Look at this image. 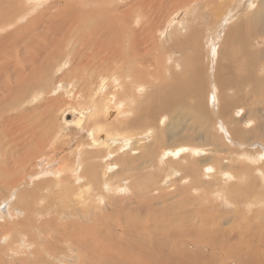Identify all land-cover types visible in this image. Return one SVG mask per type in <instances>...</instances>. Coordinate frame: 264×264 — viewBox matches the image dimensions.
Segmentation results:
<instances>
[{
  "label": "rangeland",
  "instance_id": "obj_1",
  "mask_svg": "<svg viewBox=\"0 0 264 264\" xmlns=\"http://www.w3.org/2000/svg\"><path fill=\"white\" fill-rule=\"evenodd\" d=\"M133 1L135 0H118V5L121 8H126L128 4ZM209 1L210 0H193V1L192 0H183V1L181 0L182 3L179 2L178 5L173 4V3L167 5L168 6L166 8L167 10L165 9V11L162 12L161 15L159 16V22L160 24L161 23L162 24L159 26V28L155 32L154 40L156 41L154 44L150 43L147 46V48H150L149 53L151 52L154 53V54L153 53L149 54L153 56L154 58L151 57L150 62H149V64L151 63L150 66L149 64L147 65V67L151 69V71L154 72L156 67H158L159 69V64L156 63L157 58L160 57V60L161 58L163 60L165 59L162 65L164 68L161 67L162 73L159 72L160 74L158 76L154 75L157 78L155 80V83H151V82L149 83L148 81L144 83L145 84L144 93L148 91L149 93L154 94V95H152V97L150 96L149 98H145L144 97L145 94H144L140 96V97L143 96V98L136 99L135 95L139 94V92L135 90L133 92V89L130 87L131 80H129L128 78L126 79L124 78L122 83L116 82V84H114V82L110 84V80H107L105 83H107L108 85H105L106 88H104L105 89L104 91L109 92V95H108V99L110 100L109 103H112L111 106H113V107H110L109 110L107 109V105L105 101L102 99V94L104 93V91L102 92V94L100 93L98 84L79 85L78 81L74 79H69L68 76L71 75V72L68 70V65H70V62H68L69 60L65 59L64 62L61 61V59L57 57L56 54H54L55 52L51 51V48H48L49 53L45 55L46 56L45 60H47V65L51 66V64H53L52 66H54V68L52 66L50 68L49 66H47L48 67L47 69V67L44 65L45 62H42L39 60L40 63L38 62L39 64L37 63V65L39 66L43 63L41 66H39L40 71L41 72L43 71V72L40 73L39 71L38 74L40 73L39 74L40 77L43 76V78L41 77V82H40L41 84L39 83L37 86L38 88H41V89L48 88L50 91L47 94V98L49 99L51 98L53 101L49 103H44V101H41L38 103L37 101H35L34 94L38 91H37V88L34 87L36 86L35 84H29L31 83L30 82L31 75H30L27 83L21 86V87H27L29 91L23 100L24 102L23 106L20 107V108H24V111L26 113V119L28 117L27 121L31 129L34 130L35 128H37L35 131L37 132L38 136L40 135L43 136V139L46 141L45 143L46 145L40 144L38 146L35 143H33L32 145H28L27 147L26 146L27 144L26 145L23 144L25 143V141L21 135L20 137L18 133L13 134V133H10L9 131L6 132L3 126L2 128H0V264H198V261H199V264H236L235 261L238 262V260H236L234 255L232 254L229 255L228 252L224 253L225 250L227 251L226 248H229V247L231 248L228 249V251H230L231 249L234 250L232 248L233 244H225L223 242H220L218 246L216 245L217 247L216 249L214 247L215 249L214 253L216 257L212 259L214 261H210L209 255L204 254V253L210 252L211 249L210 250L208 249L209 246L207 245V241H211V239H207L203 236L198 235L197 233H201L204 235L205 234L204 229L211 228V227L219 228V229H222L223 227H227L228 229H236L238 227V224L234 225L235 220L233 216H222V214H225L228 212L229 207L223 208V209L216 208L213 210H207L205 207L208 203H211V202L218 203L219 201H222L223 198L225 200L226 199L225 196H227V194L224 193L223 188H221L222 186L216 182L218 181V177H217L218 166L216 163H214V161H217L218 164H221L224 162L225 166L237 165L239 161L237 160L236 153L231 155V152L233 151L229 152V149L240 150L242 147H245L249 151V153L250 152L253 153V156L256 155L255 151L264 153V141H254L252 143H248V145L247 144L243 145L240 142L235 141V139L229 134L226 126L223 131L221 127L223 124L222 119L220 118L218 119L217 117H215L216 113H218L219 109L221 108V102H222L220 89L218 88L217 83L215 81V76H216V68H217L218 62L220 58L222 57V55L219 52V49L222 45L224 35L226 31L229 29V27L235 22V18L237 19L238 16L243 12H255L258 9L260 1L259 0H247V3H242L244 4L243 7H241V9L239 8L238 10L239 12L240 11L241 12L238 14V11H237V13L232 15L231 18L228 19V21L224 24L220 22V17H218L217 19L214 18V21L211 24L205 22L206 20H208L207 13L211 14L214 6H216L218 2L222 3V1L224 0H215L216 4H213L214 6L210 4ZM24 2L25 0H21L20 6L19 5L15 6L14 4H11V3L7 6V9H10V11L12 12L8 16V18L2 17V19H0V37L6 35L8 32L13 31V29L16 27L15 26L16 24L23 25L27 21L26 18H21L19 22L16 24H13L12 22V15L14 11L18 10V8H20L18 17L21 14H27V12L30 10V7L25 6ZM228 2L236 4V0H228ZM151 3H155V2L151 1ZM26 4L29 5L28 2ZM199 6L201 9L199 8ZM228 9H229L228 7L225 9H222V12L224 15L229 14ZM139 10L135 11L134 13L135 16H138L139 18L146 16L145 13L143 12L144 11L143 7H140ZM37 13L38 11L34 14H37ZM154 15L155 14L152 15V18H154ZM35 16H38V15H35ZM35 16L32 15L30 16V18L33 19V17ZM8 20L10 21L8 22ZM170 21L173 23L170 24ZM176 22L181 23V25L178 27L177 26L178 23ZM41 23L42 21L40 20L39 17H37L35 21H33L34 25H39ZM44 25L45 24H43L39 29L34 31L38 36L45 34ZM210 25H212L213 31H211ZM246 26L247 27L249 26V22ZM192 31L197 32L198 41L202 45L201 47L204 48V50L201 48L202 51H200V53L201 52L202 53H201L200 59L203 63H205L204 73L206 75V85H208L206 105H207L208 111L210 112L211 116L217 118L218 119L217 124L221 125L219 128H221L220 133L222 134V137L219 140V144L223 148H226L227 150H217L219 145L210 144L206 141L204 142L202 141L203 144H208V145H205L204 147H200L199 149L201 152L198 153L197 155L192 156L191 158L186 159L189 151H183L181 154H179V156L175 153L168 155L167 158H169V160L170 159L175 160V161L170 162L169 169L171 170V168H175V167H170V166H176L177 168H181L177 170L176 172H171L172 179L173 180L176 179V181H173V182L170 179L167 182L162 183V178L155 181L150 176L144 177L143 175H141V173L138 175H135L132 173V171H130V175L126 177L127 179L126 178L123 179L124 175H122V178L120 180L121 176L119 175L118 177V174H116L117 175L116 177L114 173L122 168H127L129 164L133 166V163H130L129 160L127 161L126 159L122 160L120 163L117 162V158L121 154L127 153L126 157H129V156L132 157L136 154V151L140 150L143 152L144 146L146 144H149L151 141L155 142L156 141L155 138H157L158 136H159L158 137L159 140L161 139V137L162 138L163 136L166 137L168 134L170 137L172 133L171 131H174L175 127L178 125L177 118L176 120L175 118L173 120L172 116L169 115L167 111H164L165 109L163 110L161 105H159L160 102H157L159 100H155V98L159 95L158 86H161V82L163 80H164L163 82L164 84L162 85H168L169 87L167 86V88L169 90L173 88L172 85H173L174 75L179 72L181 73L185 72V71L182 72L183 67L181 68L176 67L174 64H171L170 61H169L170 63H168V60H166L169 54L172 53L167 47L168 45L166 42L170 43V41L172 40L171 38H178V37L184 38L185 36H187V41H188ZM161 32H163V34H161ZM216 32H219V33L216 34ZM29 34H30V36L28 37L29 42L32 40V35H33V39L35 43L33 47L34 49L36 48V46L45 47L42 42L43 39L45 38L49 40L52 37V35H48V34H45L44 38L38 37L34 33L32 34L29 33ZM46 35L48 36L46 37ZM161 37L163 39H161ZM204 38L206 40H204ZM159 39L161 40L162 43L159 42L160 41ZM212 45L213 47L211 48ZM181 46H185L184 51L187 53L189 58H192L193 55L195 54L193 47H186V44L184 42H182ZM22 47L25 48V45H23ZM139 47L143 48L144 45L140 44ZM161 47H164L167 50L165 51L164 55H162L164 52L163 50L164 48L162 49ZM263 47H264V44H263ZM235 48H236V51L238 50V53H240L239 51L240 46H237ZM168 52L170 53L168 54ZM13 53L14 54L16 53V48L12 45V38L1 43L0 45V63H2L1 66L4 65L5 59H8L6 66L7 68H9V70L13 69V63L15 62L13 58V55H14ZM213 53L216 55L215 57ZM43 58H44V55H43ZM154 59L156 61V62L154 61L156 64L152 62V60ZM50 60L52 62L51 64H49ZM52 60H57L56 61L57 64L55 61H52ZM151 65L153 66V68L155 67L154 70L152 69ZM60 66L62 67V69L59 70ZM28 67L27 68L30 70V72H33L35 70V68L31 69V66H28ZM28 69H26L27 73L29 72ZM48 70H49V74H48ZM170 70H172L173 72L172 71L170 72ZM188 71L189 70H187V72ZM50 72L52 74H50ZM46 74L50 75L51 77ZM161 74L162 76H164V78L160 76ZM165 74H166V77H165ZM52 75L53 77H56V78H53ZM60 75L62 76L60 77ZM92 75L94 76L96 75V73H93ZM92 75L90 74L91 77H93ZM5 76H6V73H4L0 77V91L2 93L6 91L7 85H8L6 84V82H4L3 77ZM44 76H47V77H44ZM48 77L51 78V81L50 79H48ZM47 79L49 80V83L47 82L48 81ZM159 79H161L162 81H160ZM167 80L168 81L171 80V81L168 82ZM43 82L44 84H42ZM13 83L14 84H12V86H15L16 82L13 81ZM31 87H32V90H30ZM181 89H182V85L180 87V91ZM248 89L250 88L247 87V88H244L243 90L245 91ZM124 91H126L127 93H125ZM14 92L16 91L13 90V93ZM114 92L117 93L118 95H121L122 97L117 96L118 97L117 98L116 96H114ZM128 92H131V93L128 94ZM165 93L163 92V94ZM122 94H124V96ZM225 95L226 97H232L233 93L225 91ZM13 96L14 95H12L10 98L12 101V104H13ZM263 97H264V94H263ZM190 98H189V101L193 103L194 102L193 97L190 96ZM129 99L131 100V102H129L130 101ZM155 101H156V104H155ZM209 101L212 103H209ZM6 103H9V101L6 99V97H4L0 102V106L5 105ZM142 106L146 107L145 109L147 110L149 108V111L153 115V117L142 119L139 122L140 129L139 127L133 130L130 128H128V130L126 129L127 131L126 130L125 131H126L127 140H124V141L127 142V145L125 149L122 152L120 150L112 151L115 156L107 157L106 159L107 165H104L105 167H102L104 156L102 157L93 156L92 152L94 151V149L85 145L88 142L90 143L91 141L90 137L87 138L86 136L79 135V133L84 132V130H87L86 127L90 128V126H92V129H97L98 127H100L99 134H100V138L102 139V142H104V145L103 147H100L98 149L99 150L104 149L105 153H107L108 151H110L111 147H114L110 145V142L114 138L115 134L112 135V133H110V130H109L110 127H108L109 126L108 124H105V125L103 124V127L100 125L99 126L96 125L98 124L101 117L103 119L105 118L109 119L108 122H110L116 119L120 111L123 112L125 111V109L127 108L130 109L131 107L132 108L135 107V109H137V111L135 110L134 113L132 112L131 117L136 115V113H140L144 117L145 110L142 111L140 109L142 108ZM244 106L245 105H243L242 103L237 106H234L233 109H230L232 110L231 114L233 116H241L244 119V121L249 120V119L253 120V126L257 128L258 124L262 121V120L260 121L257 118L258 112L260 111L261 114L264 113V103L262 102V94L261 93L259 94L257 98V103L253 107V110L251 113H249L247 108ZM39 107H42V108H39ZM120 107L121 108L123 107V108L121 109ZM157 108L159 109L161 108V109L159 110ZM239 109L240 110L244 109V110L243 112L241 111V113H239ZM156 110H158L157 114H154ZM70 111H76L78 113L80 112L83 114L84 117L81 119L82 124L79 127H76L75 125H67L64 122L63 120L64 115L62 116L61 114L67 113ZM94 117L95 119H93ZM3 119H4V116L2 114V109L0 108V126L3 125L4 123ZM67 119H70V114L67 115ZM152 122H155V123H152ZM185 123L186 121H184L183 124L185 125ZM241 124L243 125V121H241ZM219 125H215V126L212 125L210 127V132L214 134L216 131L218 133L219 128L217 129V127ZM244 125H246V126H243L245 130L250 129L247 123H245ZM186 126L187 125H185L183 129H186ZM63 127L65 129H63ZM166 128H168L170 132H168ZM179 129L183 130L180 127ZM257 129H253L252 133L255 135H258L259 130ZM62 130H63V133H62ZM175 131H178V129L176 128ZM225 131L227 132V134ZM166 132H168V134H166ZM193 132L194 131H192V129H190V132L188 130V134H192ZM113 133H116V132L114 131ZM122 134H124L123 136H125L124 131ZM122 138L124 139L125 137H122ZM263 138H264V135H263ZM93 139L95 138L93 137ZM171 140L172 139H168L167 141H171ZM120 142L121 141H119L118 143ZM162 142L163 144L165 143L161 139L159 143L161 144ZM93 145L98 146L99 144H93ZM170 145L171 146L169 148L171 150L173 149V151H175L174 150L175 148H178V147L184 148L187 146L186 144H176V145L170 144ZM189 145L193 147L197 146L194 143H190ZM134 146H136V148L139 147V149H134L136 150L134 151L133 150ZM261 148L263 149V151L261 150ZM41 153L44 155V157L42 156ZM50 155L55 156V159H51V157L49 158ZM230 156H233V159L230 158ZM220 157L224 158V160L221 161L222 159H220ZM42 159L45 161H43ZM186 160L188 162H193L198 165V171H200L198 176L193 175V176L183 177L185 169L188 168V164ZM210 162H211V166L214 169L211 172L215 174L211 177H210V174L205 173L204 171V167L208 166L207 164H209ZM113 163L117 164V166H114L115 168H112ZM64 164L67 166L69 170H71L69 172L75 171L76 173H81L84 171L85 173H87L90 167H95V168L100 169V171L105 170L106 179L108 178V176H111L114 174L115 176L113 175V179H108L107 181L109 182V184H113V185L121 184L119 185L120 190L116 192L113 188H110L108 192L104 189H100V186H102L104 182L101 183L98 181L100 177H102V175H99L97 180L92 177V179L95 181L93 184V187H91V183H87L86 185H83L81 188L79 187L78 189H76L75 193L71 194L72 196L59 195L55 192L56 190L55 187L60 186L61 184L64 185L65 184L64 182L59 183V185L53 186L51 190L49 191L43 189L40 191L33 192L35 186L39 182L43 181L45 178H48V177L53 178L57 181L64 180L65 177L66 178L72 177L73 179H76L75 176L71 175L70 173H66L65 174L66 176L60 173L59 177H56V175L49 173L51 171H61L60 169H62V165L63 167H66ZM135 164H137V162H135ZM261 164L264 165V157L261 160ZM7 165L11 171L10 174L4 173L5 166ZM156 170L157 168L155 169L154 172H156ZM12 173L21 174L22 177L24 176L23 178L24 180L27 175H32L34 173L35 174L27 180V181L30 180V182H32L28 186H26L24 183L20 185L17 184V185L11 186L9 183H6L5 180L12 179V176H11ZM47 173L51 174V177ZM12 175H15V174H12ZM9 176H11L10 179L8 178ZM76 177H77V180L80 178L79 181H82V182L87 181L83 177H81V175L76 176ZM32 178H33V181H32ZM251 179L253 181L254 177L252 176ZM125 180L126 182L129 183L128 188H126L124 185ZM195 180H197V182H193ZM175 183L177 184L175 185ZM74 184H75V181H74ZM178 185H180V187ZM95 187H97L96 190H94ZM22 188H24L23 189V194L25 195L24 197H22L23 194L22 195L18 194ZM28 190H29V193H28ZM79 190H82V191H79ZM236 190L237 191L233 193V195L232 194L230 195L229 197L230 201H231V197H233L234 200L239 199L240 190L238 189V187ZM189 191L191 194L189 193ZM250 191L253 193V195L252 196L247 195L248 199L252 197L251 200L258 201V199L264 196L261 190H260L261 193H259L256 188L254 190L252 187ZM67 192H69V190ZM143 192H147L148 194H151V195L141 197L140 195L143 194ZM97 193L102 195L101 197L102 205L101 206H98L99 194ZM199 193L202 197L199 195ZM132 195L139 196V199L137 201H135V198H132L131 201L128 200L131 198ZM84 198H87V199H84ZM123 199H127L128 201L125 200V202L123 203ZM168 201L170 202V204ZM164 203L165 204L167 203V204L164 206ZM83 204L87 208L88 207L89 208L83 209L82 208ZM171 204L173 206L170 207L169 205ZM140 205L141 206L148 205V207L145 206L143 208L138 209V206ZM166 206L167 207L169 206L168 207L169 209L167 208L165 209ZM64 207L66 208V210ZM149 208L153 209L151 213L147 212ZM68 209L70 210V212ZM60 210L64 214H62ZM230 210H234V209H230ZM163 211L164 212L166 211V212L163 213ZM26 214L29 217L26 216ZM78 216L82 218L81 221L77 220ZM38 219H39V222H38ZM31 220L32 222L33 221L34 222L32 223ZM35 222L38 225L39 223H41L40 226H36ZM73 222L74 223L76 222V223L74 224ZM261 222H264V212L257 214L253 218V224L249 226L248 229H246L247 230L246 233L244 232V230L239 231V229L231 230V231L233 232V234H235V236L242 237L245 240V242H241L238 240V243H241V244L243 243L245 247H250L252 243V242L249 243L251 234L252 233L257 234L258 231L264 230V227L260 225ZM70 225H75L77 227L80 226L81 228H83L82 229L83 231L80 230V233L75 234V237H76L75 241L74 239L72 241L70 237H66L65 240L64 239L62 240L60 238V235L62 234V232L59 230V228L65 229L66 226H70ZM88 228H89V231H88ZM84 229H86L88 232L85 231ZM90 229H92L93 231H90ZM94 230L95 232H98V233L93 234ZM184 233L185 234L188 233V235H185ZM258 236L256 237V239H258ZM262 237L264 240V235ZM44 238H47V240H45ZM83 238H85L86 239L85 241L87 242L83 244L82 246H79L78 242H80ZM53 239L55 242L53 241ZM24 240H26L27 242L28 249L25 248V246L23 245ZM206 249H208L209 251ZM46 250H48V252ZM83 250L87 253H84ZM63 251H66V252L64 253ZM220 252H223L222 255L226 254V257L227 256L228 257L224 258L220 256ZM95 254H97V256ZM55 255H57L58 257ZM202 255L204 258L200 262V258Z\"/></svg>",
  "mask_w": 264,
  "mask_h": 264
},
{
  "label": "bare ground",
  "instance_id": "obj_2",
  "mask_svg": "<svg viewBox=\"0 0 264 264\" xmlns=\"http://www.w3.org/2000/svg\"><path fill=\"white\" fill-rule=\"evenodd\" d=\"M151 1H154L155 3H151ZM259 1H258L259 2L258 9L256 8L257 10L255 12H243L238 16L237 19L235 18V22L226 31L224 38H223L222 45L219 49V52L222 55V57L220 58L218 65H217V68H216L215 81L217 83L218 88L220 89L221 97L223 99L221 98V101H222L221 102V108L219 109L218 113H216L215 117H217L218 119L219 118L222 119V121H223L222 126L217 124L218 119L211 116L210 112L208 111L207 105H206L207 104L206 101H207V94H208V85H206V75L204 73V71H205L204 64L205 63H203L200 59V56L202 53V52L200 53V51H202L201 48L203 50H204V48L201 47L202 45L198 41L197 32L192 31L188 41H187V36H185L184 38L183 37L171 38L172 40L170 41V43L166 42L168 45L167 47L172 52V53L168 52V54L169 53L170 54L166 60H168V63L171 62V64H174L176 67H179V68L183 67L182 72L185 71L186 74H185V72L184 73H181V72L176 73L173 77V85H172L173 88H171L169 90L167 88L168 85H162V84H164L163 83L164 80L162 81L161 79H159L162 82H161V86H158L159 87L158 88V94L159 95L157 97L155 96L156 97L155 100H159V101H157V102H160L159 105H161L163 110L165 109L164 111H167L169 113V115L172 116L173 120H174V118H175V120L177 118L178 125L176 127L175 126L174 127H175V130L177 128L178 131H175V130L171 131L172 133L169 137L168 132H170V131L168 130V128H166L168 131V132H166V134H168V135L166 137L163 136V138L161 137L162 141H164L165 143L163 144V142H162L160 144L159 141L161 139L159 140V138H158L159 136H158L157 138H155L156 139L155 142L151 141L152 143L150 142L149 144H146L144 146L143 152L140 150L139 151L134 150V149H139V147L136 148V146H134L133 150L136 151V154L132 157L129 156L131 158L126 157L127 153L121 154L117 158V162L120 163L122 160L126 159L127 161L129 160L130 163H133V166L131 164H129V166L127 168H122V169H120L114 173L115 175L118 174V177H119V175L121 176L120 180L122 178V175H124V177H123V179H124L128 175H130V171H132V173L135 175H138L141 173V175H143L144 177L150 176L155 181L162 178V183L167 182L170 179L172 180V182L176 181V179H174V180L172 179L171 172H176L177 170H179L181 168H177L176 166H170V167H175V168H171V170H170L169 169L170 162L175 161V160H172V159L169 160V158H167V156L171 155L172 153H175L179 156V154H181L183 151H189L186 159L191 158L192 156L197 155L198 153L201 152L199 149L200 147H204L205 145H208V144H203L202 141L203 142L206 141L210 144L219 145L217 150H227L226 148H223L219 144V140L222 137V134L220 133L221 128H219L220 126L222 127L223 131H224V128L226 126L229 134L235 139V141H238L243 145L244 144L248 145V143H252L254 141H264V138H263V135H264V121H263L264 113L261 114L260 111L258 112L257 118L260 121L261 120L262 121L258 124V126H257L258 129H257L255 126H253V120L249 119V120L244 121V119L241 116H233L231 114L232 110H230V109H233L234 106H237V105L242 103L243 105H245L244 107L247 108L248 112L251 113L253 110V107L257 103V98H258L260 93L262 94V102L264 103V97H263V94H264V49H263L264 48L263 47V44H264V0H259ZM27 2L29 3V5L26 4ZM179 2L182 3L181 0H138V1L135 0L131 3H129L126 8H121L118 5V0H25L24 5L29 6L30 10L27 12V14H21L18 17L19 12H20V8H18V10L14 11V13L12 15V22H13V24H16L19 22V20L21 18H26L27 21L23 25H17L16 24L15 25L16 27L13 29V31L8 32L6 35L0 37V45H1V43L12 38V45L16 48V53L15 54L13 53L14 54L13 58H14L15 62L13 63V69L12 70H9V68H7V66H6L8 59H5V63L3 66H1L2 63H0V66H1L0 67V77L4 73H6V76L3 78H4V82H6V84H8L5 92L2 93L0 91V93H1L0 94V102L4 97H6V99L9 101V103H6L5 105L0 106V108L2 109V114L4 116V119H3L4 123H3V125L0 126V128H2V126H3L4 130L6 132L9 131L10 133H13V134L18 133L19 136L21 135L25 141V143H23V144H25V145L27 144L26 145L27 147H28V145H32L33 143H35L38 146L40 144L44 145L46 143V141L43 139L42 135L38 136L37 132L35 131L37 128H35L34 130L31 129V127L29 126L28 121H27L28 117L26 119V113L24 111V108H20V107L23 106V103H24L23 100L29 91V89L27 87H21V86L25 85L27 83L30 75H31V77H30L31 83H29V84H35L36 86H34V87L37 88V91H38L34 94L35 101H37L38 103L41 101H44V103H49V102L53 101L51 98L50 99L47 98V94L50 91L48 88L47 89L43 88L44 89L43 90L41 88H38V86H37L41 82V77L43 78V76L40 77V75H39L40 73L43 72V71L42 72L40 71V67H39L43 63L39 66L37 65V63L40 60L42 62H45L44 65L46 67L49 66V65H47V60H45L46 59L45 55L47 53H49L48 48H51V51H54L55 52L54 54H56V56L59 57L61 59V61L64 62L65 59L69 60L68 62H70V65H68V70L71 72V75L68 77H69V79H74V80L78 81L79 85H83V84H85V85H87V84L96 85V84H98L99 91L102 94V92L105 90L104 88H106L105 85H108L107 83H105L107 80H110V84H112L113 82H114V84H116V82L122 83L124 78L125 79L128 78L129 80H131L130 87L133 89V92H134V90L139 92V94L135 95L136 99L137 98L138 99L143 98V96L142 97H140V96L144 95V94H145V96H144L145 98H149L150 96L152 97V95H154V94H151L148 91H146L144 93V91H145V84L144 83H146L147 81L149 83L150 82L155 83V80L157 78L154 75L158 76L160 73H162L161 67H163L162 65H163L165 59L163 60L161 58V60H160V57L158 55L159 58L156 59L157 62L155 61V59L152 60V62L155 61L156 63L159 64V69H158V67H156L154 72L151 71V69H149L147 67V65L150 62V58L151 57L154 58V57L149 55L153 52L149 53L150 48H147V46L150 43L154 44L156 41V40H154L155 39L154 35H155L156 30L162 24V23L160 24V22H159V16L161 15V13L164 12L165 9L168 7L167 5L172 4V3L178 5ZM209 2L212 5L216 4L215 0H210ZM10 3L14 4L15 6L16 5L20 6L21 0H0V19H2V17L8 18V16L12 12V11H10V9H7V6ZM242 3H247V0H236V4H233L231 2L229 3L228 0H224V1H222V3L218 2V4L216 6L213 5L214 8H213V11L211 12V14L207 13L208 14L207 15L208 20H206L205 22L211 24V23H213L214 18L217 19L218 17H220V22L222 24L226 23L228 21V19L231 18L232 15L237 13L239 8L241 9V7H243L244 4H242ZM140 7L144 8L143 12L146 15V16L141 17V18L134 15L135 11L139 10ZM227 7L229 8L228 9L229 14L224 15L222 12V9H225ZM199 8H200V6H199ZM37 11H38V13L34 14ZM139 11H141V10H139ZM240 12L238 11V14ZM153 14H155L154 18H152ZM32 15H34V16L38 15V16H35V17H33V19H31L30 16H32ZM37 17L40 18L42 23L39 25H34L33 21H35V19ZM9 21L10 20H8V22ZM171 21H170V24L173 23ZM248 22H249V26L247 27L246 25L248 24ZM176 23H178V25H177L178 27L181 25V23H179V22H176ZM43 24H45L44 25L45 34L52 35V37L49 40L44 38L45 34L38 36L34 32L35 30L39 29ZM219 25H220V23H219ZM206 26H208V25H206ZM210 28H211V31H213L212 25H210ZM166 31H168V30H166ZM166 31H164V32H166ZM219 32H216V34ZM29 33H31V34L34 33L38 37L44 38L42 42H43L45 47H40V46L37 47L36 46V48L34 49L33 47H34L35 43H34L33 35H32V40L29 42V40H28V37L30 36ZM161 34H163V32H161ZM48 35H46V37ZM161 39H163V38L161 37ZM204 40H206V39L204 38ZM159 42L162 43L161 40ZM182 42H184L186 44V47H193L195 54L193 55L192 58H189L187 53L184 51L185 46H181ZM202 42H203V40H202ZM140 44H143L144 47L140 48L139 47ZM23 45H25V48L22 47ZM237 46H240V48H239L240 53H238V50L236 51L235 47H237ZM212 47H213V45L211 46V48ZM161 48L163 49L164 47H161ZM163 50H164V52L162 55H164L165 51H167L165 48ZM211 51H212V49H211ZM43 55H44V58H43ZM215 56L216 55L214 54V57ZM43 60H45V61H43ZM52 61L56 62L57 60H52ZM51 63L52 62L50 60L49 64H51ZM60 63H58V64H60ZM56 64H57V62H56ZM150 64H149V66H150ZM171 64H170V66H171ZM52 65L53 64H51V66ZM180 65H182V66H180ZM28 66H31V69L35 68V70L34 71L32 70L33 72H30V70L28 69L29 68ZM51 66H49V68ZM52 67L54 68V66H52ZM154 68L152 66L153 70H154ZM26 69L29 70L28 73L26 72ZM47 69H48V67H47ZM60 69H62L61 66H60L59 70ZM187 70H189V71L187 72ZM39 71H40V73L38 74ZM171 71L172 70H170V72ZM52 72H53V70H52ZM93 73H96V75L93 76L92 75ZM48 74H49V70H48ZM48 74H46V75H48ZM50 74H52V73L50 72ZM90 74L93 77H91ZM48 76H50V75H48ZM61 76L62 75H60V77ZM160 76H162V74ZM44 77H47V76H44ZM52 77H53V75H52ZM165 77H166V74H165ZM53 78H56V77H53ZM162 78H164V76H162ZM48 79H50V81H51V78L48 77ZM12 80L14 82H16L15 86H12V84H14ZM45 80H46V78H45ZM45 80H44V82H45ZM169 81H171V80H169ZM44 82L42 84H44ZM47 82L49 83V80ZM213 84H214V82H213ZM181 85H182V89L180 91ZM121 86H123V85H121ZM154 86H155V84H154ZM45 87H47V86H45ZM247 87H249L250 89L244 91L243 89L247 88ZM211 89H213V88H211ZM13 90H15L16 92L13 93ZM30 90H32V87L30 88ZM225 91L232 92L233 96L232 97H226ZM124 92L127 93L126 91H124ZM163 92L164 93L166 92V93L163 94ZM210 92H211V90H210ZM129 93H131V92H128V94ZM12 95H14L13 96V104H12V101L10 99ZM108 95H109V92L104 91V93L102 94V99L105 101V103L107 105V109L109 110V108L113 107V106H111L112 103H109L110 100L108 99ZM122 95L124 96V94H122ZM114 96L120 97L121 95H118L117 93L114 92ZM190 96L193 97V100H194L193 103H191L189 101ZM110 97H111V95H110ZM129 102H131V100ZM209 103H212V102L209 101ZM155 104H156V101H155ZM216 104H217V102H216ZM155 106H157V105H155ZM45 107H47V106H45ZM39 108H42V107H39ZM142 108H140L142 111L145 110L144 111V117L140 113H136V115L131 117L132 112L134 113L135 110L137 111V109H135V107L134 108L131 107L130 109H128V108L125 109V111H123V112L120 111L119 115L116 117L115 120L108 122L109 119H107V118L103 119L101 117L99 122L97 121L98 122V124H96L97 126L100 125L103 127V124L104 125L108 124L109 126L108 125L107 126L110 127L109 128L110 133H112V135L115 134L114 138L110 142V145H112L114 147H111L110 151H108L107 153H105L104 149H102V150L98 149L100 147H103V145H104V142H102V139L100 138V134H99L100 127H98L97 129H92V126H90V128L86 127L87 130H84V132L79 133V135L86 136L87 138L90 137V139H91V141L89 139L90 143L88 142L85 145L94 149V151L92 152L93 156H95V157L104 156V158H103L104 161H103L102 167H105L104 165H107V161H106L107 157L115 156L112 151L120 150L122 152L125 149L127 142L124 140H127L126 131L128 130V128L133 130V129L139 127V129H140L139 122L142 119L153 117V115L149 111V108H148V110L145 109L146 107L142 106ZM43 109H44V107H43ZM157 109H159V108H157ZM212 110H214V109H212ZM243 110L244 109H242V110L239 109V113H241V111L243 112ZM157 111L158 110H156L154 114H157ZM216 111H214V112H216ZM35 114H36V112H35ZM38 114H39V112H38ZM69 114H70V119H67V115H69ZM61 115L62 116L64 115L63 120L67 125H75L76 127H79L82 124L81 119L84 117L82 113H80V112L78 113L76 111H70L67 113H63ZM214 115H215V113H214ZM94 116H95V114H94ZM244 117H245V115H244ZM93 119H95V117ZM89 120H87V121H89ZM184 121H186V123H185V125H187L186 129H183V127L185 126L183 124ZM241 121H243V125L241 124ZM7 122H8V124H7ZM190 122H191V124H190ZM152 123H155V122H152ZM245 123H247L248 127L250 128L249 130H245L243 128V126H246V125H244ZM212 125H214V126L219 125L217 127V129L219 128L218 133L216 131L214 134L210 132V127ZM45 126H46V124H45ZM179 127L183 130H180ZM63 129H65V128L63 127ZM190 129H192V131H194L192 134H188V130L190 132ZM253 129L259 130V134H258L259 136L252 133ZM114 131L116 133H113ZM123 131L125 132V136H123L124 134H122ZM161 132H160V134H161ZM62 133H63V130H62ZM81 133H83L84 135ZM157 134H159V133H157ZM226 134H227V132H226ZM129 135H130V133H129ZM93 137L97 140L93 139ZM122 137H125V138L123 139ZM168 139H172V140L167 141ZM119 141H121V142L118 143ZM91 142H92V144H91ZM49 143H50V141H49ZM49 143H48V145H49ZM190 143H194L197 146L196 147L190 146L189 145ZM93 144H99V145L94 146ZM170 144H175V145L176 144H186L187 146L184 148H179V147L175 148L174 149L175 151H173V149L171 150L169 148L171 146ZM261 150L263 151L262 148H261ZM230 151H233V152H231V155L236 153L237 160L239 161V163H237V165L225 166L224 162L221 164H218L217 161H214V163H216L218 166V170H217L218 171V174H217L218 181H216V182L222 186L221 188H223L224 193L227 194V196H225L226 199L224 200V198H223L222 201H219L218 203H213V202L208 203L205 207L207 210H213L216 208L217 209H220V208L223 209V208L229 207V210L227 209L228 212L225 214H222V216H233V218L235 220L234 225L238 224V227L236 229H228L227 227H223V228L221 227L222 229L212 228V227L211 228H205L204 229L205 230L204 235L201 233H197V234L200 236H203L207 239H211V241H207V245L209 246L208 249L209 250L211 249V250L209 253H207V252L204 253V254L209 255L210 261H214L212 259L214 257H216L215 253H214V250L217 248L216 245L218 246V244L220 242H223L225 244H233L232 248L234 250L231 249L230 251H228V249L231 248L228 246L229 248H226L227 251L225 250L226 252L224 251V253L228 252L229 255L230 254L234 255L236 260H238V262L235 261L236 264H264V257H263L264 256V248H263L264 247V245H263L264 240L262 237L264 235V230L258 231L257 234L256 233L251 234L249 243H251V242L252 243H251L250 247H245L243 245V243L242 244L238 243V240L241 242H245V240L242 237L235 236V234H233V232L231 231V230H238L239 229V231L244 230V232L246 233L247 232L246 229H248V227L253 224V218L257 214L264 212V196L262 198L258 199V201L251 200L252 197H250L248 199V196H247V195H249V196L253 195V193L250 191V189L252 187L254 190L256 188L259 193L262 192L264 195V165L261 164V160L264 157V153L255 151L256 155L253 156V153H251V152L249 153V151L245 147H242L240 150L229 149V152ZM92 155H91V157H92ZM42 156L44 157L43 154H42ZM50 157H51V159H55V156L50 155L49 158ZM175 158H176V156H175ZM230 158L233 159V156H230ZM83 159H85V158H83ZM220 159H222L221 161L224 160V158H222V157H220ZM97 160H98V158H97ZM184 160H185V158H184ZM43 161H45V160H43ZM135 162H137V164H135ZM186 162L188 164V168L185 169L183 177L193 176V175L198 176L200 173V171H198V165L193 163V162H188L187 160H186ZM211 162L209 164H207L208 166L204 167L205 173L210 174V177L215 175L211 172L214 170L213 167L211 166ZM204 165H206V164H204ZM114 166H117V164L113 163L112 168H115ZM156 168H157V170H156V172H154ZM60 170L62 172L50 170L51 172H49V173L56 175V177H59L60 173L62 175H65L66 173H70L71 175L75 176L76 179H73L72 177H67V178L63 177L64 180H58L57 181L53 178L48 177L39 183L37 182L38 183L37 185L34 183L36 186H35L33 192L34 191H40L43 189L49 191V190H51V188L53 186L59 185V183L64 182L65 183L64 185L61 184L60 186L55 187L56 188L55 192L59 195L72 196L71 194L75 193L76 189H78L79 187L81 188L83 185H86L87 183H91V187H93V184L95 181L92 179V177L97 180L99 175H102V177H100V179L98 181L101 183L104 182V184L102 186H100V189H104L108 192H109L110 188H113L116 192L118 190H120L119 185H121V184H118V185L109 184V182L107 180L113 179L114 174L111 176H108V178L106 179L105 170L100 171V169H98V168L90 167L88 169L87 173H85L84 171L81 173H76L75 171L69 172L71 170H69L67 168V166L63 167V165H62V169H60ZM63 170L66 172H64ZM10 172L11 171H10L8 165L5 166L4 173L10 174ZM47 172H48V170H47ZM12 174H15V175H12ZM12 174H11L12 179H10L11 176H9L8 178L10 180L6 179L5 180L6 183H9L11 186H14L17 184L20 185V184L24 183L26 186H28L32 182H30V180L29 181H27V180L30 177H32L35 173L32 175H27L25 177V180L23 179L24 176L22 177V175L19 173H17V174L12 173ZM48 175H50V177H51V174H48ZM80 175H81V177H83L87 181H84V182L79 181L80 178L77 180L76 176H80ZM252 176L254 177L253 181L251 179ZM116 177H117V175H116ZM197 180H195L193 182H197ZM32 181H33V178H32ZM74 181H75V184H74ZM76 182H77V184H76ZM99 182H97V183H99ZM128 184L129 183L126 182V180H125L124 185L126 188H128ZM172 184H174V183H172ZM176 184L177 183H175V185ZM178 186L180 187V185H178ZM237 187L240 190L239 191L240 197H239V199H235V200L233 199V197H231V201H230L229 197L231 194L233 195V193H235L237 191L236 190ZM23 189L24 188H22L20 190V192L18 193L19 195L23 194ZM96 189H97V187H95L94 190H96ZM180 189H182V188H180ZM68 190H69V192H67ZM260 190H261V192H260ZM79 191H82V190H79ZM28 193H29V190H28ZM189 193H190V191H189ZM97 194H99V193H97ZM149 195H151V194H148L147 192H143V194H141L140 196L145 197V196H149ZM199 195H200V193H199ZM24 196L25 195L23 194L22 197H24ZM10 197H11V195H10ZM101 197H102V195L99 194L98 206L102 205ZM132 198H135V201H137L139 199V196L132 195L131 198L128 200L131 201ZM16 199H18V198H16ZM49 199H50V197H49ZM84 199H87V198H84ZM157 199H159V198H157ZM125 200H127V199H123V203L125 202ZM252 201H254V202H252ZM15 202H16V200H15ZM166 204L164 203V206ZM169 204H170V202H169ZM145 206L148 207V205H144V206L140 205V206H138V209L143 208ZM169 206L171 207L173 205L171 204ZM168 207L166 206L165 209L166 208L169 209ZM82 208L85 209L87 207L83 204ZM150 208L148 210L147 209L146 210H147V212L151 213V211L153 209H150ZM60 209H61V207H60ZM230 209H234V210H230ZM65 210H66V208H65ZM60 212L62 213L61 210H60ZM69 212H70V210H69ZM165 212L163 211V213H165ZM32 213H33V211H32ZM27 214H29V213H27ZM27 214H26V216H28ZM62 214H64V213H62ZM197 217H198V215H197ZM220 217H221V215H220ZM23 220H24V218H23ZM77 220L81 221L82 218H80V216H78ZM214 220H215V218H214ZM31 222H32V220H31ZM38 222H39V219H38ZM11 223H13V222H11ZM40 224L41 223H39V225H38L36 223V226H40ZM260 225L264 227V222H261ZM218 226H219V224H218ZM189 227H190V225H189ZM82 229L83 228H81L80 226L77 227L75 225L66 226L65 229L59 228V230L62 232V234L60 235V238L62 240L63 239L65 240L66 237H70L72 241H73V239L75 241L76 240L75 234L80 233V230L83 231ZM84 230L87 231L86 229H84ZM88 231H89V228H88ZM90 231H93V230L90 229ZM94 233H98V232H95V230H94L93 234ZM185 235H188V233H186ZM257 236H258V239H256ZM87 237H85V238H87ZM85 238H83L80 242H78L79 246H82L83 244H85L87 242V241H85L86 240ZM44 239L47 240V238H44ZM89 239H90V237H89ZM196 239H197V237H196ZM201 239H202V237H201ZM67 240H68V238H67ZM96 240H98V239H96ZM53 241H54V239H53ZM167 241H169V240H167ZM231 241H232V243H231ZM23 245L25 246V248H27L26 240H24ZM69 246H70V244H69ZM193 247H195V246H193ZM214 247H215V249H214ZM208 249H206V250H208ZM46 251L48 252V250H46ZM50 251H51V249H50ZM63 252L65 253L66 251H63ZM93 252H94V250H93ZM84 253H87V252L84 251ZM222 253L223 252H220V256H222L224 258L228 257V256L226 257V254L222 255ZM95 255L97 256V254H95ZM55 256H57V255H55ZM203 258L204 257L202 255L200 258V262ZM215 261H217V260H215ZM198 264H199V261H198Z\"/></svg>",
  "mask_w": 264,
  "mask_h": 264
}]
</instances>
